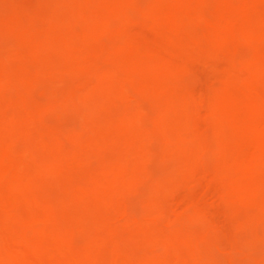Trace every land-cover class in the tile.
<instances>
[{"label":"clouds","instance_id":"9594fccd","mask_svg":"<svg viewBox=\"0 0 264 264\" xmlns=\"http://www.w3.org/2000/svg\"><path fill=\"white\" fill-rule=\"evenodd\" d=\"M0 264H264V0H0Z\"/></svg>","mask_w":264,"mask_h":264}]
</instances>
